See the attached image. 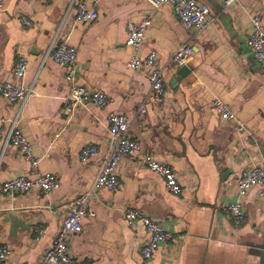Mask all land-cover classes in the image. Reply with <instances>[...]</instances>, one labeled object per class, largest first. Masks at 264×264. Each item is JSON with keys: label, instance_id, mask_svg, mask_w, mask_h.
Returning a JSON list of instances; mask_svg holds the SVG:
<instances>
[{"label": "crops", "instance_id": "1", "mask_svg": "<svg viewBox=\"0 0 264 264\" xmlns=\"http://www.w3.org/2000/svg\"><path fill=\"white\" fill-rule=\"evenodd\" d=\"M210 9V25L198 36L186 32L172 6L154 8L146 0H99L98 19L79 22L70 0H5L0 10V84L12 80L18 54L28 61L22 84L32 96L21 106L0 96V130L5 137L18 117L34 145L42 173L53 174L58 188L48 197L35 189L25 194L0 193V247L10 248L3 264H37L52 246L68 204L88 192L113 146L108 116L125 114L131 134L141 144L137 158L118 168L117 192L94 194L95 218L69 243L83 264H264V199L253 188L243 201L245 220L236 225L222 212L236 203L237 182L245 167L264 158V65L252 56L247 40L252 19L264 28V0H240L225 8L221 0H197ZM150 17L140 55L157 54L164 70V106L149 101L151 83L144 72L128 68L135 53L127 42L129 23ZM24 18L33 22L26 26ZM67 44L78 50L76 82L105 93L103 109L88 104L67 106L71 85L66 69L50 54ZM184 44L194 50L180 75L170 64ZM220 99L236 121H225L212 107ZM146 112L137 116L139 107ZM239 124L246 130L240 132ZM95 146L88 164L80 153ZM154 153L177 174L183 193L171 194L164 179L141 161ZM19 176L32 178L31 164L19 150L0 141V184ZM138 210L173 234L149 260L142 247L150 234L142 222L129 225L126 210Z\"/></svg>", "mask_w": 264, "mask_h": 264}, {"label": "built area", "instance_id": "2", "mask_svg": "<svg viewBox=\"0 0 264 264\" xmlns=\"http://www.w3.org/2000/svg\"><path fill=\"white\" fill-rule=\"evenodd\" d=\"M46 2L54 0H45ZM154 8L162 5L172 6L175 15L182 28L193 37L198 36L211 23L210 9L207 5L197 0H146ZM99 0H70V7L76 6L77 19L79 22L92 23L98 19V12L94 9ZM225 8L236 6L240 0H221ZM5 8V0H0V10ZM26 26H33V22L24 18ZM151 24L150 17L143 18L138 22H132L127 27L126 44L133 48L135 53L127 61L129 69L135 72H144L148 75L151 83L149 101L156 106H164L166 98V84L164 70L157 63V54L149 53L147 56L140 55L145 41L146 32ZM252 31L247 40L248 48L253 58L264 65V28L259 16L252 19ZM194 50L191 44L181 45L173 54L170 64L173 68L185 67ZM78 50L67 44L61 45L50 54L51 59L60 67L66 69L65 80L72 87L66 99L67 106L91 104L98 109H103L110 104L109 97L99 90L87 88L77 84ZM28 70V61L19 53L13 68V78L0 84V96L12 104L24 106L32 96V89L22 84ZM213 109L220 114L225 121H236V116L230 107L222 100L216 99L212 103ZM146 112V106L139 107L137 116ZM2 120H0V123ZM109 136L113 146L112 153L102 163L100 173L88 192L76 196L67 206L64 220L53 244L48 248L37 264H83L72 253L69 243L78 235L82 229V221L86 217L95 218L96 214L92 208L94 194L102 189L117 192L120 187L118 168L127 157L137 158L141 152V144L136 141L130 131L129 118L121 112H111L108 116ZM238 129L244 132L246 127L239 124ZM4 139L6 144L16 147L22 156L30 162L32 178L19 176L13 180L0 184L2 194H27L35 189L43 192L48 197L58 188V179L53 174L42 173L39 169L40 160L35 155L34 145L23 132L18 117L12 122L6 136L0 130V141ZM98 156L95 146L87 145L80 153V162L88 164ZM141 161L152 172L164 179L166 189L173 195L179 196L183 193L177 174L171 169L169 163L161 161L154 153L142 155ZM237 202H228L222 206V212L229 215L236 225L241 224L246 218V209L243 201L253 188H260L259 195L264 199V158L259 163H251L245 167L237 182ZM125 218L129 225L142 222L150 234L149 241L142 247V256L149 260L155 250L163 244L173 240V234L164 228L157 220L138 210H126ZM11 251L7 246L0 247V264L7 262Z\"/></svg>", "mask_w": 264, "mask_h": 264}, {"label": "water", "instance_id": "3", "mask_svg": "<svg viewBox=\"0 0 264 264\" xmlns=\"http://www.w3.org/2000/svg\"><path fill=\"white\" fill-rule=\"evenodd\" d=\"M189 72V69L185 66V67H182L180 70H179V73L180 75H185L186 73Z\"/></svg>", "mask_w": 264, "mask_h": 264}]
</instances>
